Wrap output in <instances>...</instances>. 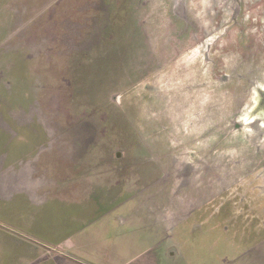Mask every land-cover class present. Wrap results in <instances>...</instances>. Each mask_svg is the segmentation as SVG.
Listing matches in <instances>:
<instances>
[{
	"label": "rangeland",
	"instance_id": "374dc122",
	"mask_svg": "<svg viewBox=\"0 0 264 264\" xmlns=\"http://www.w3.org/2000/svg\"><path fill=\"white\" fill-rule=\"evenodd\" d=\"M0 154L208 233L190 263L264 264V0H0Z\"/></svg>",
	"mask_w": 264,
	"mask_h": 264
},
{
	"label": "crops",
	"instance_id": "0c3cea01",
	"mask_svg": "<svg viewBox=\"0 0 264 264\" xmlns=\"http://www.w3.org/2000/svg\"><path fill=\"white\" fill-rule=\"evenodd\" d=\"M9 168L0 176V264H193L186 236L208 235L187 231L178 246L173 217L78 165L48 166L52 175L40 179L32 165L10 159Z\"/></svg>",
	"mask_w": 264,
	"mask_h": 264
}]
</instances>
